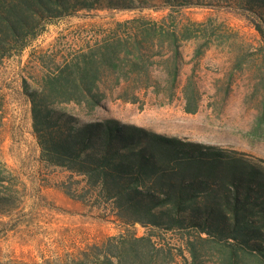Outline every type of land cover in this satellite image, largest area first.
Masks as SVG:
<instances>
[{
	"label": "trees",
	"instance_id": "16d2710c",
	"mask_svg": "<svg viewBox=\"0 0 264 264\" xmlns=\"http://www.w3.org/2000/svg\"><path fill=\"white\" fill-rule=\"evenodd\" d=\"M190 8L246 13L264 41V0H0V70L48 25L80 12H171L161 21L119 24L86 50L43 66L30 82L22 77L39 162L79 177L122 227L81 253L88 264H175L177 258L182 264H264V160L110 118L85 121L77 112L90 115L100 107L110 82L123 84L116 98L122 102L136 103L150 87L156 98L172 101L182 45L198 42V60L218 38L203 22L176 21L173 12ZM182 96L185 112L195 113L200 98L193 77ZM4 120L0 86V145ZM65 194L75 198L69 189ZM20 199L18 179L0 158V215L18 208ZM137 225L144 235H137Z\"/></svg>",
	"mask_w": 264,
	"mask_h": 264
},
{
	"label": "rangeland",
	"instance_id": "374dc122",
	"mask_svg": "<svg viewBox=\"0 0 264 264\" xmlns=\"http://www.w3.org/2000/svg\"><path fill=\"white\" fill-rule=\"evenodd\" d=\"M170 13L169 9L80 12L48 25L19 56L4 60L0 70L5 97L0 158L18 179L21 199L18 208L0 215V264H88L80 258L83 251L122 231L109 205L95 200L79 177L39 162L22 77L39 76L43 66L60 64L70 54L86 50L118 30L119 24L134 19L161 21ZM173 15L181 24L203 22L206 31L218 37L198 60L193 58L198 42L182 45L174 99L156 98L150 87L141 90L136 103L122 102L116 98L123 84L110 82L102 105L90 115L78 114L85 121L110 118L264 160V41L255 31L252 17L207 8L183 9ZM152 69L157 71L154 75L161 74V68ZM190 76L200 98L193 114L185 112L182 96ZM66 189L75 198L68 197ZM135 231L139 236L145 232L138 225ZM175 264H182L181 259Z\"/></svg>",
	"mask_w": 264,
	"mask_h": 264
}]
</instances>
